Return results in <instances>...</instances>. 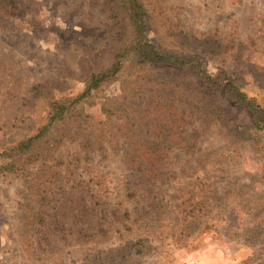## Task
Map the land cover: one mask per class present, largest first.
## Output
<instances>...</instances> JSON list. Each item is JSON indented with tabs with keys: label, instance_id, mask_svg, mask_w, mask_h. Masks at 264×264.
<instances>
[{
	"label": "rangeland",
	"instance_id": "obj_1",
	"mask_svg": "<svg viewBox=\"0 0 264 264\" xmlns=\"http://www.w3.org/2000/svg\"><path fill=\"white\" fill-rule=\"evenodd\" d=\"M139 1L150 44L264 103V0ZM113 2L0 0V264H264L263 148L226 152L198 97L132 58L82 95L128 23ZM53 103L71 112L12 154Z\"/></svg>",
	"mask_w": 264,
	"mask_h": 264
},
{
	"label": "trees",
	"instance_id": "obj_2",
	"mask_svg": "<svg viewBox=\"0 0 264 264\" xmlns=\"http://www.w3.org/2000/svg\"><path fill=\"white\" fill-rule=\"evenodd\" d=\"M113 3L110 17L114 19L124 13L128 23L120 26V35L116 39L117 49L111 65L90 76L82 95L89 96L99 86L111 81L122 71L124 61L132 58L129 61L133 64L131 71L134 68L139 69L135 71L137 73L147 69L160 71L163 75L176 78L175 89L196 95L201 114L211 121L208 136L212 140L220 139L217 140L226 152L236 153L239 143H251L264 149V103L248 95L237 78L225 73L211 76L197 58L150 44L147 39L149 25L139 0H114ZM51 107L53 109L48 123L36 136L18 143L12 154L19 156L33 148L35 142L54 123L62 121L64 116L71 112L58 103L51 104ZM13 169L14 164H8L1 167L0 172L10 173ZM192 206L195 205L183 202L180 213L185 219L193 214L194 211H190Z\"/></svg>",
	"mask_w": 264,
	"mask_h": 264
}]
</instances>
